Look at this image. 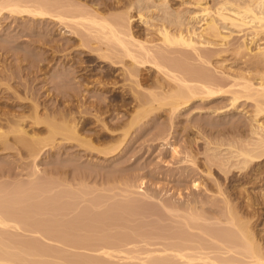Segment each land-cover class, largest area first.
Instances as JSON below:
<instances>
[{
  "label": "bare ground",
  "instance_id": "bare-ground-1",
  "mask_svg": "<svg viewBox=\"0 0 264 264\" xmlns=\"http://www.w3.org/2000/svg\"><path fill=\"white\" fill-rule=\"evenodd\" d=\"M109 1H111V3H103L105 6H103L104 9L110 10L114 8V10H118L119 8L122 9L124 7L125 11L122 9L123 12L120 14L108 18L103 15L101 11H98L97 8L99 6L95 8L90 6L91 8L89 9H87L88 7L85 9L80 6H77L75 9L74 6H70L72 7L70 8L72 9V12L62 0H36L32 3H30L31 1L29 2V0H27V2L26 0L25 2L22 0H0V19L4 13L29 16L32 17V19H39L41 21L45 20L46 23L49 19L50 23L61 26L60 30L64 29L62 34L66 33V37H64L67 39H65L66 44L67 41L71 40H76L77 42V39L80 38V40H78L80 42H77V44L79 43L78 47H83V44L84 47H88L85 43L91 38H94V40L98 42V46L99 44L103 45V48H101V45L99 46L100 48L97 46V50L95 47L93 50L91 49L92 47H90L93 52H91L89 48L88 49L92 54L96 52L99 59L107 61V69L103 72L97 70H94L93 72V70L85 69V67L81 65L82 68L79 70H83V72L78 76L79 80L77 79L76 83L77 85L80 83L82 84V81L87 79L86 77L92 76L97 72H100L102 77H107L113 74V68L121 67V76H124V80L129 82L126 91L130 94V97H128V99L130 98L128 103L130 108H132L129 112L127 101H123L122 106L124 107L126 105V110L124 109V112L120 114L119 111L117 112V108H114V105L116 104L111 105V102L105 103V101H102L104 99L99 97L101 94H97V101L89 103L88 106H82L85 104L84 102L70 105L69 100L66 98L65 100H68L69 103H64L62 107L63 109L61 108L56 111L55 109L57 107L55 106L52 108L54 114L47 113V117L51 115L49 118L51 119V122L48 119V124L46 121H42V118L44 119V117H42L43 113L41 114L42 116L40 115L38 109L40 107L37 103L39 100L36 99L37 96L35 98L37 101L32 99V103L30 101L31 99L28 98L29 100H26L27 98L25 97H28V95L22 97V102H16L17 100H21V97L16 91L18 90V87L16 89L14 87L13 89L12 86L10 87L6 83H4L6 84L5 89L0 87V93L7 91V96H12L16 99V101L14 100L15 103L10 105L13 106V108L17 106V110L20 108L19 111H22L21 113L16 109H14L16 112H11V110L10 112H8L9 110L0 111V144L6 145L11 138L15 144H19L24 148L28 157H31L32 159L38 158V156L46 152L48 148H55L56 162H59L62 159L61 155L65 152L62 149L70 147V149H73V152L69 154L73 157L71 165L74 163L73 167L75 164L76 167H79L78 170L77 168L71 169L74 171L72 175L70 173L71 176L68 175L69 172H67V168L60 167V165L58 167L55 166L56 168H54L55 173L57 174V176L53 174L57 181L55 191L57 202L63 200L61 197L63 196L70 204H74L72 202L74 200L77 201V204L70 207L68 206L66 209L54 207L53 214L56 221H54L53 225L55 227L52 226L54 227L52 228V231L50 229L51 232L49 229L46 231L42 228L29 227V223H26L13 215V217L10 216L12 212H10L11 214L8 212L10 214H8V216L7 214H4V211L0 213V264H52V262L49 261L50 259L48 260L42 257H45V255L48 254V257L53 255L52 257L54 258H62L60 253L62 250H70L72 252L76 249L93 252L95 257L92 256L93 258H88V262L82 260L83 262L80 263V260L78 261L79 263H77V261L75 262L74 260L75 263L72 262V264H82L84 262L86 264H105V262H114L116 260L123 261L122 264H264V248H262L253 231V225L249 222L250 219L244 220V216L240 214L239 208L237 209L238 201L236 203L233 201V203L228 191L223 188V185L221 186L222 182H218L217 178H213V170H215V168L223 173V175L227 176L232 169L242 170L246 168L248 164H252V168L244 174L247 178L245 179L247 180V184L252 185L264 179V171L261 170L260 165L264 163V121H260L259 118L264 115V78L258 76L259 81L253 82L248 76L240 73L236 76H229L230 80L223 83L216 82V79L208 76V74L203 75L202 73H199L197 69L193 71L194 69H187V67L185 69L184 67L186 64L189 65L191 59H194L195 62L198 60V64L208 62L205 60V50H203V46L212 44L215 40H218L220 45L227 44L226 41L229 39L231 32L227 34L223 32V29L227 28L222 26L223 24H227L232 28H242V30L247 29L253 34L252 36L254 38H256L258 34L264 33V0H215L216 7L214 9L207 6L205 0H180L179 5L176 7L171 5L170 0H122L123 2L121 5V0H113L114 2L112 0ZM184 4L192 5L195 9L192 11V15L188 18L183 14V12H185L182 8ZM92 6H94V3ZM78 7H80V9H78ZM132 9H136L137 17L140 20H143V23H145L148 29L151 31L153 30L150 33H155L157 38H138L133 34L131 31L132 27L130 26L132 22L131 19L133 18L130 13ZM75 10L79 11L76 12ZM193 21L196 23L202 21L199 25L198 31L192 29V25H189ZM87 34L89 35V38L87 37L89 39H87L88 41L85 39L86 36H88ZM75 36H77V38ZM82 36L85 37L84 40L87 42L82 40ZM253 37H251L250 41L243 38L242 43L238 45L237 50L244 52L245 55L252 56L255 59V62H264V46H260V43L256 44ZM73 58L74 57H72V59ZM69 59L67 63L72 60ZM75 61L71 63H74ZM70 65L73 64H69V66ZM39 66L40 65H38V67ZM41 68L42 67L40 66L39 69ZM147 68H152L154 74H156L153 76L147 75V77L142 76V70ZM91 82L93 83L92 86H97L99 90L102 88L104 89V86L106 88L108 83L110 84V81L103 82L101 79L95 81L92 80ZM113 84L114 83L111 85L113 86ZM144 84H146V87ZM0 85L2 86V83H0ZM86 86V88L90 87L88 85ZM8 90L11 92L8 93ZM67 92L68 93L66 94H68V97L71 95H73V97L78 95L76 94V91L70 93L68 90ZM227 95L230 97L231 107H235V104L240 100H249L253 103L251 117L255 123L253 122L254 124H251V129L249 127L250 132L248 133H250V135L247 134L249 135H246L247 138H239L241 140L238 143L237 141L233 142L234 140L231 142L228 140V142L223 139H218L217 141L216 139L213 140L212 138L208 139L206 137V140H204V149H202L203 151L201 152L197 147V140L195 139L187 145L188 147L187 149H184V153H182V151L179 153L180 150L177 149L175 144L171 146L172 158L177 156L182 162L190 165L192 164L191 167L193 170L197 156L200 154L204 155L203 158L206 164L204 170H201L200 173L202 174L203 172V174H205L204 176L207 175L210 178H213L214 185H217L218 187L216 186L217 190L214 191L212 195L214 193H217L218 196L220 195L221 199L219 200H222L221 202L223 203L222 207L217 205L218 208H220L219 210L217 208L215 209L219 212L221 210V213H218L219 215L215 214L216 211L212 213L217 217H213L214 215L209 216L205 212L203 213L202 209L204 205L201 206L202 204H200V202L199 205L197 203L199 200L196 201L195 199H193L194 201L182 204L177 200L171 201L170 198H167L170 200L169 201L165 197V203H163L164 200H162V204L159 199L153 198L154 195L151 196L152 194L149 195L144 192L142 189V186H144L143 178H139L140 181L138 182V188L143 192L140 194V200L147 203L146 200H151L153 202V199H155L156 202L160 203L161 207L164 208L165 219L168 218L170 221L178 220L191 237L199 236V234L193 232L194 230H197L203 237L208 236L209 239L204 237V241L201 242L197 238L185 237L182 235H168L165 236V243H163V245L165 244L164 248L156 250L151 249L140 254H144V257L134 256L133 253L135 252L132 249L134 243L128 240L127 237L126 240L125 237L117 236L119 232H112L113 230H119L117 227H121V224L123 225L124 223H117L118 221L102 223L104 221H101L102 214L112 208L102 200V197L89 195L83 190V187L87 186L88 182H92L89 181V179H95L96 181L94 180V183L97 182L96 184H98L97 179L103 177V175L101 177L97 176H100L101 172L98 174L96 171L92 174L91 170L89 171L88 168H90L92 164L94 167L96 165L97 167L100 166L102 168L104 167V164L106 165L109 161L112 162L111 160L113 158L121 155L124 152L127 141H130L128 139L132 136L131 133L134 131L132 130L133 127L136 125L140 126L141 124L139 125V123H143V120L147 117L152 121L151 117L155 118V116L157 117L159 114L151 116L152 113L158 111L166 112L168 118L171 120V124L174 119L173 117H177L180 111L190 105L192 101L199 99L203 100L204 98V100L208 99L210 101L211 99H216V97ZM113 96L115 97L116 95L114 94ZM24 100L25 102L30 101L29 103H31V106H29V104H24ZM70 101L72 100L70 99ZM27 106L30 108H27ZM46 107L47 106H45V109ZM118 108H120L119 105ZM28 109L30 110L29 114H23V111L25 110V112H27L26 110ZM115 110L116 112H114ZM26 121L31 122L34 126L36 125V128L33 126L31 133L25 128L24 122L26 123ZM41 122L47 124H45V127H47V134L45 136L39 135V131H41ZM91 123L92 126L90 125ZM144 125L145 124H143V126ZM142 128L143 127H139L137 129H141L142 131L144 129ZM164 131L161 129L159 133H156L158 134L156 137H159L161 141L167 140ZM138 133H140V131ZM154 136L155 135L151 137V140L157 139L156 137V139H152ZM7 147L9 148V146ZM181 153L184 155H179ZM180 156L183 157L180 158ZM71 157H68L67 155L68 159ZM177 157L176 159H178ZM179 159L177 161H179ZM69 160L72 161L71 159ZM83 162L91 164H89V167H86L88 164ZM82 163L85 166H83ZM187 167L184 166L186 169ZM32 168L31 173L33 175L42 172L37 163H33ZM32 174L31 176H33ZM105 178L107 177H104L103 179L101 178L102 180H99V184H108L110 181H112L110 183L114 182V177L110 176L111 179L109 177V179ZM124 179L122 180L124 181ZM226 179L228 178L226 177ZM116 180L117 179L115 178V181ZM201 181H191V186L194 191L196 189V191H198L200 187H206L204 186L205 184L203 185V181ZM130 183L131 180L129 183L128 181L126 182L129 187L132 186ZM126 184L124 185L126 186ZM64 186L68 187L67 189L70 190L63 191L62 188ZM126 190L127 189L124 191ZM217 194H214L215 197ZM135 199L129 197L127 200L124 199L126 200L124 202L126 204H131ZM212 199L210 202L213 201ZM136 200H139V198ZM247 201H245V205L251 207L252 202L248 200V198ZM85 202L89 203L91 206L89 212L86 211L85 206H81ZM112 203L115 204V201H112ZM196 203L199 205L198 207ZM101 207H104V209ZM200 207L202 209L199 210L198 208ZM80 209L81 211L84 209L85 212H83V210L80 213H76ZM77 214L78 216L76 217ZM252 214L251 217L254 219V215ZM69 216L72 217L70 218ZM150 216L151 215H146V217ZM81 217L82 219L85 218L86 220H91L92 223H81L84 221ZM247 217L249 218V215ZM76 218L82 220L79 221L80 224ZM104 219L106 218L104 217ZM87 225L92 226L90 228ZM23 226L28 227L24 228ZM127 226L128 225L125 224L123 227L125 228ZM10 228L39 235L48 242L55 243L54 245L56 246L54 247H56L55 249H58L53 250L55 251V254H46L47 250H43L45 248L44 245H41L44 248L39 247L40 244L37 242L34 244V240H32L33 242L29 243V245H21V242L19 243L20 246L13 245L12 243H14V241L12 242L10 240V242H12L11 245L9 244V241H5V238L7 237H3V234L5 235V232H7L6 229ZM126 229L132 228L128 227ZM77 231L83 232L78 234ZM86 233L89 235L86 236ZM202 236L200 235V237ZM147 243L148 242L146 241V244ZM128 246H132V248H129ZM39 248H43V251ZM47 248H49V246ZM129 249L132 250L130 251ZM162 255H165V257H162ZM62 259H65V257ZM112 259L114 260L111 261ZM118 261L117 264L120 263Z\"/></svg>",
  "mask_w": 264,
  "mask_h": 264
},
{
  "label": "rangeland",
  "instance_id": "rangeland-1",
  "mask_svg": "<svg viewBox=\"0 0 264 264\" xmlns=\"http://www.w3.org/2000/svg\"><path fill=\"white\" fill-rule=\"evenodd\" d=\"M22 1L25 2V0ZM33 1L35 2L36 0H29L30 3H32ZM62 1L66 3L65 5L67 6V8L69 7V9L72 8L70 6H74L75 9L77 6H80L81 8L84 7L85 9L87 7H88L87 9H89L91 7L95 8L99 6L97 8L98 11H101V13L107 16L108 18L120 14L121 12H123V10L125 11L124 7L123 8L121 7L123 10L120 8L118 10L117 9L114 10V8L110 10L104 9L103 3L104 2L111 3V1L109 0L107 1L106 0H94V1L93 0H62ZM123 1L122 0L120 1L121 2L120 5L122 4ZM216 1L205 0L207 6H209L211 9H214L216 7ZM93 3L94 6H92ZM170 3L173 7H176L177 5H179L180 0H170ZM80 7H78V9H80ZM182 8L183 11H185L183 12V14L186 18L191 16L192 11L195 10L193 6L189 4H184ZM70 10L72 11V9ZM130 13L133 16V18L131 19L132 22L130 24L132 28L131 27L130 28L136 37L138 38L148 37L153 39L157 38L155 33H150L153 30L151 31L150 29H148L145 23H143V20H140L137 17L136 9H132ZM40 21L41 20L39 19H32V17L29 16H19L18 14H10V13H4V15L0 19V83H2V86L0 85V87L2 89H5L6 84H8L10 87L12 86L13 89L14 87L15 89L18 87V90L16 91L17 94L21 97V100L16 101L14 97L10 96L11 97L10 98L9 96H7L6 94L7 91H4L3 92L4 94L0 93V109H1L0 111H8V110H9L8 112H10V110L11 112L15 111L14 109L17 110L18 107L16 106L17 108L16 107L13 108V106H11L10 104L15 103V101L22 102L23 101L22 97H25L27 95L28 97H25L27 98L26 100L31 99L30 101L32 103V99L34 100L37 96L36 99L39 100L37 103L39 104L40 107L38 109L40 115L43 113L42 114L43 116L42 115L41 116L44 117V119L42 118V121L47 122L48 119L51 117V115H49V117H47V115L53 113L52 108H54L55 106L57 107L55 109L56 111L60 110L63 107V104L66 102L67 103L70 102L69 103L70 105L73 104L75 105L78 104L79 102L80 103L84 102L85 104H83L82 106L84 105L88 106L89 103L97 101V96L101 94L99 97H102V99H104L102 100L103 102L104 101L105 103L111 102V105L116 104L114 105L115 106L114 108H117L116 109L117 112L119 111L120 114L123 113L124 109L126 110L125 108L126 105L123 107L122 102L127 101L128 103L130 99V98L128 99V97H130L129 96L130 94L126 91L128 89L129 82L124 80V76H121V67L113 68L114 69V70L112 69L113 74L107 76L108 78L102 77L100 75L101 71L103 72L104 70L107 69L106 67L108 63L107 61H103L99 59L96 52H94L96 55L94 53L92 54L91 52L93 51H91V49L93 50L94 47L95 49L96 48L98 49V47L101 44H99L98 46V42L94 40V38H91V36H90L91 38L90 41L88 39L89 38L88 34H87L88 36L85 35L86 38L83 36H82L83 39L81 38L83 41H86L87 39L89 40V41L87 40L88 42L86 41L88 44L85 43V45L88 46V47L85 46L87 49L84 47V44L83 47L85 49L81 46L78 47L79 43L77 44V42H80L78 41L80 40L79 37H78L79 39H77V42L76 40L75 41L71 40V41H67L66 44L65 42L67 39L64 38L66 37L65 36L66 33L62 34L64 29L60 30L61 26H57L53 23H50L49 19L47 23L45 22V20H43L44 22L43 21L40 22ZM201 23L202 21H200L199 23L193 21L189 25H192V29L198 31L199 25ZM222 26L227 27L223 29V32H225L226 34L231 32L229 39L226 41L227 44L220 45L219 41L215 40L212 44L203 46L204 47L203 50H205L204 53L205 60L208 62L199 63L200 64L199 65L198 60H197L198 62L197 61L195 62L194 59H191L189 61V65L188 64L184 65L185 69L186 67L187 69H191V70L194 69L193 71L197 69L199 73H202L203 75L208 74V76L215 78L216 82H223V83L230 80L229 76H234V75L236 76L239 75L240 73L248 76L250 79L253 80V82L259 81L258 76L264 78V62H255V59L252 56L245 55L244 52L237 50V47L242 43L243 38L250 41L251 37H253L252 36L253 34L247 29L242 30V28L241 29L232 28L227 24L226 25L223 24ZM75 37L77 38V36ZM84 38L86 40H84ZM254 40L256 41V44L260 43L259 44L260 46H264V33L258 34L256 38H254ZM101 46H102L101 48H103V45ZM90 47L92 48L90 49ZM88 48L90 49L91 52L89 51ZM72 57L74 58L72 59ZM68 59L69 60L72 59V60L69 63H67ZM73 61H75L76 63L75 62L71 63ZM69 64H73V65L69 66ZM38 65H40L42 68L39 69L40 66L38 67ZM81 65L85 67V69L93 70V72L94 70L100 72H97L96 74L94 73L92 76L86 77L87 81L83 80L82 81L83 85L81 83L77 85L76 82L78 76L83 72V70L82 71L79 70L82 68ZM141 74H143L142 76L147 77V75L153 76L156 73L154 74V70L152 68L151 69L147 68L145 70H142ZM97 79L98 80L101 79V81L103 82L110 81V84L108 83L107 84L108 87L106 86L105 88L104 86V89L102 88L99 90L97 86H92L93 83L91 82L92 80L95 81ZM19 80L21 81V83ZM112 83H114L113 86L111 85ZM85 84L90 87L86 88L87 86ZM144 85L146 87V84ZM76 89H78L79 91ZM68 90L70 93L76 91V94H78L79 96L76 95L73 97V95H71L68 97L67 96L68 94H66L68 93L67 92ZM10 92L11 91H9L8 93ZM62 92L64 95L62 94ZM114 94L117 97L116 96L114 97L113 96ZM66 98L69 100V102L68 100H65ZM69 98L72 101H70ZM203 100L199 99L192 101L190 105H188L187 107L183 108L180 111L177 117H173L174 119L172 120L173 122L171 124H170L171 120L168 118L166 112L158 111L156 113H152L151 116L158 113L159 114L157 117L155 116V118L151 117L152 121H150L151 119L147 117L143 120V123L142 122L139 123V125L141 124L140 126L136 125L133 127L132 130L134 131L131 130L132 136H130V138L128 139L130 141H127L125 145L126 147L124 148V152L121 155L113 158L111 160L112 162L110 161L107 162L109 164L107 163L106 165L104 164L105 168L102 167L103 169L99 166L101 168L100 169L96 165L94 167L93 164L92 166H90V168H88L89 171L91 170L92 174H94V172L96 171L98 174L99 172H101L100 176L99 175L97 176L101 177L103 175V177H101L102 179L104 177L107 178L108 177L110 178V176L114 177V179L113 178L112 179L114 180L115 184L114 182L110 183L112 182L110 181L108 183L109 185L107 183L99 184L100 183L99 180H102L101 178L97 179L98 184H96L97 182L94 183L96 181L94 178L93 179L95 181L89 179V181L92 182L90 183L88 182L87 186L83 187V190L89 195L95 197H102V200L107 204H109L110 208H112L102 214L101 221L104 220L102 223L105 222L108 223V221L110 222L118 221L117 223H124L123 225L121 224V227L120 226L117 227V229L119 230L116 231L113 230L112 232L113 233L119 232L117 236L120 237L122 236L123 238L125 237V239L127 237L128 240H130L132 243L135 244V246L133 244V248L132 246H128L129 248L131 247L135 252L133 253L134 256L144 257V254L143 255L140 254L151 249L156 250V249L164 248L165 244L163 245V243H165V236L182 235L185 237H191L189 233L185 231V228H183V226L180 224L178 220L170 221V219L168 218L165 219L166 218L165 210L160 205V203L163 202L162 200H164L163 203H165V200L167 198H170L171 201L177 200L182 204L189 201H194L193 199H195L196 201L199 200L197 203L199 204L200 202V204H202L201 206L204 205L203 209L200 207L198 208L199 210L202 209L203 213L205 212L209 216L210 215L213 216L214 214L212 213H214L215 211H216L215 214L219 215L218 213H221V210L219 212L215 209L217 208L219 210L220 208H218V206L220 205L219 207H222L223 203L221 202L222 200L221 201L219 200L221 199L220 195H219L220 198L217 193H214L217 194L216 197L214 194L212 195V193L216 191L218 187L217 185H214L213 178L215 179L217 178L218 182L219 181L222 182V184L221 183L220 184L221 186L223 185V188L226 191H228L232 199V202L234 201L236 203L238 201L237 209L239 208V212L242 216H244V220L250 219L249 222L253 225V229H254L253 231L257 239L259 240V243L261 244L262 248H264V179L252 185L247 184V180H245L247 178L245 177L244 174L247 173L252 168L253 166L252 164H248L246 168L242 170L232 169L227 176L223 175V173H221L217 168H215V170H213V178H210L207 175H206L207 177L204 176L205 174H203V172L202 174L200 173L201 170H204L206 164L203 158L204 156L203 154L197 156L196 164L193 166L194 170L191 167L192 164L190 165L182 162L181 159H179V157L177 156H175L174 158H172L171 156V146L173 144H175V146H177V149L180 150L179 153L181 151L182 153H184L185 152L184 149H187L188 147L187 145L191 143L192 140L195 139L197 140V147L201 152L203 151L202 149H204V140H206V137L208 139L209 138H212L213 140L216 139L217 141L218 139L220 140L223 139L225 141L229 140L230 142L234 140L233 142L237 141L239 143V141L241 140L239 138L243 137L244 139V137H246L247 134L250 135V133L248 132H250L251 124L253 125L255 123L251 117L253 112V103L251 101L240 100L235 104V107H231L229 95L216 97V99L214 98L211 99L210 101L208 99L204 101ZM30 101L25 102L24 100V104L26 105L29 104V106H31L30 105L31 103H29ZM118 105L120 108H118ZM127 105L129 107V109L128 107L127 109L130 112L132 108H130L129 103ZM29 106H27V108H30ZM45 106H47L46 109ZM19 110L17 111L20 112ZM116 110L114 112H116ZM26 111L27 112H25L24 110L23 114L25 115L29 114L30 110L28 109ZM259 118L260 121H264V115L260 116ZM49 121L51 122V119H49ZM43 123L44 122H41L40 124V128H41V131H39L40 136H45L47 134L46 131L47 127H45L46 123L44 124ZM143 124L145 125L143 126ZM24 125L27 131L31 133L34 125L29 121H26V123L24 122ZM90 125L92 126V123ZM139 127H143L144 129L142 128L143 130L141 131V129H137ZM161 129L162 131L165 130L164 133H166V139H167L166 141L164 139H163L164 141H161L159 137L158 138L156 137L158 135L156 133H159ZM139 131L140 133H138ZM153 135L155 136L152 139L157 138L156 140H151V137ZM2 145L0 144V213L4 211V214L5 215L7 214L8 216V214L12 212V214L10 213L11 215L9 214L10 216L13 215L14 217H18L21 220L25 221L26 223H29L30 224L29 227L42 228L43 230L46 231L48 229L50 231L51 229L52 231V228L55 227L53 225L54 221H56L55 220L56 218L54 217L53 214L54 207H61L63 209H66L68 208V206L70 207L73 206L74 204H77V201L75 200L72 201L74 204H70L63 196H61L63 200L57 202V198H55L57 181L55 179V176L53 175L55 174L57 176L54 168L58 167L59 165L60 167H63L65 169L67 168L66 170L67 172H69L68 175H70V173L72 175V173L74 172L71 169L73 168H77V170L79 169V167H76V164L74 167H73L74 163L73 165H71L73 162V157H71V155L69 154L73 152V149H70V147H65L67 149H62L67 153L68 157H71L69 159H71L72 161H70L67 158L66 153L63 152V154L61 155L62 159L60 157L61 161L56 162L55 148L52 149L48 148V150L43 154L39 155L38 158L32 159L31 157H28L26 150L22 148L19 144H15V142L11 138L8 140L6 145L4 146ZM7 146H9V148ZM182 153L179 155H184ZM176 157L179 159V161H177L178 159H176ZM182 157L183 156H180V158ZM33 163H37L39 165L42 171L40 173L38 172L39 175L38 174L33 175L31 173L33 169L32 168ZM87 164L88 166L86 165V167H89V164L91 163H87ZM186 165L189 166L187 167ZM260 165H261V170L264 171V166H262L264 165V163ZM83 166L85 165L83 164ZM184 166L187 167V169L184 168ZM196 167H198L199 169ZM31 174L33 176H31ZM226 177L228 179H226ZM115 178L117 179L116 181ZM124 178L126 179V181ZM139 178H143L144 186H142V189L144 190V192L148 193L149 195L152 194L151 196L154 195L153 198L159 199L160 203H157L155 199H153V202L156 203H153L151 200L149 201H151L152 203L147 200H146L147 203H145V201L140 200L141 197L140 194L143 192H141L140 188H138V182L140 181ZM122 179H124V181ZM130 180H131L130 184H132V186L130 185L131 187H129L128 184H126V182L128 181L129 183ZM193 180H198V181L202 180L203 185L205 184L204 186H206L205 187L206 189L202 186L203 188L200 187V189L198 188L199 189L198 191H196L197 189L194 191L193 187L191 186L192 184L191 181ZM122 181L124 184H126L127 187L122 183ZM67 188L68 187L64 186L62 190L69 191L70 189ZM125 189L127 190L124 191ZM209 196L212 197L210 198ZM129 197H132L134 199L139 198V200L135 199L134 202H131V204H126L124 201H126L127 198ZM246 197L248 198V200L252 202L251 204L252 208L247 207L245 205L246 203L245 201H247ZM211 199L213 200L212 202H210ZM112 201H115V204H113ZM197 203L196 205L198 207L200 204L198 205ZM81 206H85V209L88 212L91 210L90 208L91 206L89 203L85 202ZM101 208L104 209V207ZM82 211L80 209L76 213H80ZM83 212H85V210ZM251 214L254 215L253 217L254 219H252ZM146 215L147 216L151 215V216L146 217ZM245 215L247 216L249 215V218ZM77 216L78 214L76 215V217ZM69 217L71 218L72 216ZM104 217L106 219H104ZM213 217H217V216L214 215ZM127 219L129 220V223ZM82 220L77 219L78 222L82 221L81 223H87V222L88 224L92 223V221L89 219L86 220L85 218H83ZM64 224H68V223H64ZM125 224H127L128 226L124 228L123 226ZM87 226L91 228L92 225H87ZM128 227L132 229H126ZM6 231H7L5 232L6 234L5 235L3 234L4 238L7 237L5 238V241H9V242L10 240L12 242L14 241V243L10 242L9 244L12 243L13 245L20 246L19 243L22 242L21 245L22 244L29 245V243H32L33 242L32 240H34L33 243L34 244L35 242L39 243L40 244L39 247H43L41 245H44L45 248L43 247L44 249L43 248L42 249L44 251L47 250L46 254L49 253L50 255H52L51 253L55 252L53 250L58 249V248L55 249L56 248L54 247L56 246L54 245L55 243L48 242L39 235H34L27 231L25 232L11 228L6 229ZM77 232L79 234L82 233L83 231L82 232L77 231ZM193 232H196L197 234H199V236L191 237V238H197L201 242L204 241V237L209 239L208 236L203 237L202 234L197 230H194ZM88 235L89 234H87L86 236ZM200 235L202 237H200ZM146 241L148 242L147 244ZM48 246L49 248H47ZM51 249L53 252L51 251ZM132 249L129 250L131 251ZM60 253L62 255V258L65 257V259L54 258L52 257L53 255L51 256L52 257L51 258L48 257L49 256L48 254L45 255V257L43 256L42 258L44 259L46 258L48 260L50 259L49 261H51L52 264H72V262L75 263L76 261L77 263H79L78 261L80 260H81L80 263L83 262L84 260L87 261L88 258L94 256L93 252L87 250L85 251L82 249H76L72 252L70 250L69 251L62 250ZM152 257H158V256H152ZM162 257H165V255H162ZM113 260L114 259H112L111 261ZM117 261L118 260L114 262L109 261V262H105V264L106 263L111 264L115 262H116L115 264H117ZM118 262H120L119 264L123 263V261L121 260H119Z\"/></svg>",
  "mask_w": 264,
  "mask_h": 264
}]
</instances>
